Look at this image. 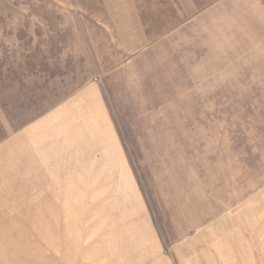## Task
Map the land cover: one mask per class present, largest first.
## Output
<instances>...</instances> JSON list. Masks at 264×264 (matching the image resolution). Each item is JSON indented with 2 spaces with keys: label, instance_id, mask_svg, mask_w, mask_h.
Returning a JSON list of instances; mask_svg holds the SVG:
<instances>
[{
  "label": "rangeland",
  "instance_id": "1",
  "mask_svg": "<svg viewBox=\"0 0 264 264\" xmlns=\"http://www.w3.org/2000/svg\"><path fill=\"white\" fill-rule=\"evenodd\" d=\"M132 212L264 264V0H0V264H98Z\"/></svg>",
  "mask_w": 264,
  "mask_h": 264
},
{
  "label": "crops",
  "instance_id": "2",
  "mask_svg": "<svg viewBox=\"0 0 264 264\" xmlns=\"http://www.w3.org/2000/svg\"><path fill=\"white\" fill-rule=\"evenodd\" d=\"M108 142H109V145L113 146L116 151L118 150L119 146H118L116 140H112V139L110 140L109 139L106 143L108 144ZM114 149H113V152H109V153L106 152L102 155H101V153H99V154H100V156L107 158V160H104V161H106V162L108 161L110 163L114 162L115 163L114 166H117V168L120 167L121 172H123L124 174L127 175L129 173V171H128V169L123 168L124 165H122V163L124 161L123 162L119 161V159L117 158L118 152H115ZM109 150L112 151V149H110V148H109ZM99 159L100 158H98L97 160H99ZM118 162H120V163H118ZM131 184H133V182ZM133 186L131 185V187H133ZM133 190H134V188H132L131 192H133ZM129 208H131V207L127 206L128 210H129ZM125 209H126V207H125ZM130 210H132V209H130ZM142 210H143V207H142ZM133 214L134 213L132 212L128 219L127 218L122 219V222H124V226H127L129 228L121 229L120 231H118L119 232L118 235H117L118 232H116L115 236H111L109 234V237H110L109 242H106V240H103V244L101 245V247H102L101 251L102 252H100V253L103 254V256H105V258L107 256V260H99L97 262L98 264H104V263H106V264H122V263L123 264H158V263L167 264L166 258L164 255V251H163L162 241H161L160 237L158 236V234L152 232L153 230L151 229V227L149 229L150 221H149L148 216L142 212L141 213L142 216L140 218H134ZM137 221L147 222L146 223V224H148V233L147 234H142L140 228H138L136 231L138 233L134 234V228L133 227L135 225H137L136 224V223H138ZM107 232L109 233V231H107ZM112 241H114V244H111ZM117 255H118V257L124 258L125 261L122 262L124 259H122V261H121V259L117 261V259L114 258ZM152 259H156V260L153 261ZM162 260L164 261V263L162 262Z\"/></svg>",
  "mask_w": 264,
  "mask_h": 264
}]
</instances>
